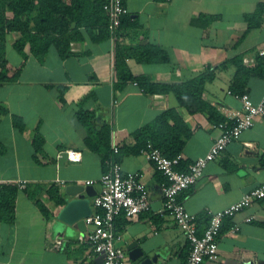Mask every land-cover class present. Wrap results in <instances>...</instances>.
I'll use <instances>...</instances> for the list:
<instances>
[{
	"label": "crops",
	"instance_id": "1",
	"mask_svg": "<svg viewBox=\"0 0 264 264\" xmlns=\"http://www.w3.org/2000/svg\"><path fill=\"white\" fill-rule=\"evenodd\" d=\"M123 4L128 13L116 45L129 53L125 63L134 77L178 84L210 71L213 79L205 83L202 99L226 119L231 112L242 111L232 90L237 60L248 69L239 82L241 90L254 103L261 99L263 72L257 52L264 49V0H123ZM249 19H258L259 25L249 29ZM75 28L71 22L69 29ZM102 29L78 28L80 33L70 40L71 54L61 59L50 49L43 64L30 54L23 61L12 46L19 32L7 34V76L20 72L17 80L0 82V107L7 112L0 116V184L26 185L17 186L13 220H0V264H102L101 257L79 241L89 227L81 231L58 214L65 205V186L93 181L88 186L99 192L103 156L113 145L118 147L123 173H138L146 185L152 207L130 220L122 215L115 219L124 264H148L145 261L152 256L155 261L149 264L185 263L188 246L182 231L169 216H158L163 177L138 154L133 134L159 113L175 109L190 131L181 150L184 168L208 151L219 131L206 112L190 114L171 93L149 94L135 80L115 90L116 45ZM154 47L166 55V62L136 60ZM80 114L86 117L83 124ZM14 117L21 120L22 131L13 126ZM105 126L107 141L99 133ZM263 181L264 117H259L206 165L180 200L197 216L202 231L210 212L237 202ZM89 199L93 212V197ZM250 216L253 219L246 221ZM233 224L238 226L234 233L229 231ZM56 239L62 242L59 249L52 246ZM217 240L218 259L203 264H264V199L225 220ZM132 242L141 250L136 258L127 250Z\"/></svg>",
	"mask_w": 264,
	"mask_h": 264
},
{
	"label": "built area",
	"instance_id": "2",
	"mask_svg": "<svg viewBox=\"0 0 264 264\" xmlns=\"http://www.w3.org/2000/svg\"><path fill=\"white\" fill-rule=\"evenodd\" d=\"M107 15L106 29L108 37L113 45L118 41L121 21L127 15V8L123 0H105L102 5ZM261 59L264 71V49L257 52ZM230 93V92H229ZM242 105V111L231 112L224 121L213 124L212 127L219 131V135L213 139L208 151L187 163L184 169H180L184 161L183 154L167 157L151 142H147L139 149V154L149 160L156 171L163 177L160 183L161 208L159 217L169 216L182 231L187 241V255L184 264H203L204 261L218 259V236L223 222L232 218L237 212L249 207L252 203L264 199V181L252 187L241 198L226 208L209 213V219L198 233L197 216L188 212L180 200L183 191L194 185L202 176L206 165L213 161L226 146L240 138L241 134L251 128L259 117H264V74L263 94L261 99L254 103L246 93L234 94ZM111 153L103 161V172L98 180L99 192L93 197L95 211L84 218L88 232L80 237V243L84 244L90 252L99 255L102 264H124L125 251L118 244L121 240L120 233L115 229V219L122 215L130 220L140 213L149 212L152 207L148 199L146 185L141 181L138 173H123L122 165L117 161L119 150L117 145L110 148ZM71 159H75L73 152L67 151ZM93 181H86L85 185H91ZM25 181H19L17 186L22 189ZM252 216L246 221H251ZM238 226H230V232H236ZM62 242L56 239L53 248L59 249Z\"/></svg>",
	"mask_w": 264,
	"mask_h": 264
},
{
	"label": "trees",
	"instance_id": "3",
	"mask_svg": "<svg viewBox=\"0 0 264 264\" xmlns=\"http://www.w3.org/2000/svg\"><path fill=\"white\" fill-rule=\"evenodd\" d=\"M104 2L105 0H70L67 4L66 0H0V82L17 80L20 72L19 69L11 76H7L5 44L8 33L19 32L20 36L13 42L12 46L23 61L27 60L30 54L43 64V57L50 49L56 51L60 58L64 59L71 54L70 40L74 33H80L76 31L78 28L83 26H90L92 28L94 25H98L103 28L102 30L105 33H108L106 29L108 18L102 8ZM71 22H75V29H69ZM258 25V19L256 21L249 19V29ZM129 56L125 48L119 49L118 45L115 46V90L121 91L127 81L135 80V82L137 81L136 84L141 87V90L149 94H173L179 106H183L190 114L206 112L212 124L224 121L215 108L202 99L205 83L213 79V74L210 71L198 74L178 84L154 83L146 76L134 77L129 72L125 63V58ZM135 58L137 61L144 63L167 61L166 55L157 47L145 51L143 55L136 56ZM233 62L237 70L234 75L236 88L232 90L234 94H242V86L239 82L245 77L248 69L242 65L241 61L233 60ZM260 63L262 65V61ZM262 72L264 74L263 65ZM6 113V109L0 107V116ZM85 118L84 115H79V121L82 124L86 122ZM13 126L19 131H22L24 128L21 120L17 117L13 118ZM99 133L107 141L108 128L106 126L102 127ZM133 136L137 140L138 154L140 148L144 147L147 142H151L164 155L173 157L181 153L185 141L190 136V131L177 111L171 108L159 113L152 121L134 133ZM34 141L37 149L39 138L36 137ZM105 141L104 145L107 148V142ZM110 153L111 150L108 149L102 161ZM180 169L184 168L181 166ZM16 193V185L0 184V220H13ZM36 203L42 212L46 211L38 199H36ZM228 219L231 218L225 220ZM201 232L198 229V233L200 234Z\"/></svg>",
	"mask_w": 264,
	"mask_h": 264
},
{
	"label": "water",
	"instance_id": "4",
	"mask_svg": "<svg viewBox=\"0 0 264 264\" xmlns=\"http://www.w3.org/2000/svg\"><path fill=\"white\" fill-rule=\"evenodd\" d=\"M65 205L60 209L58 218L68 225L76 224L77 228L85 231L86 226L84 218L91 214L90 197L96 195V191L92 186H83L80 184L67 185L63 189ZM129 257L136 258L141 255V250L137 248V243L132 242L127 246ZM155 261L152 256L145 262Z\"/></svg>",
	"mask_w": 264,
	"mask_h": 264
}]
</instances>
